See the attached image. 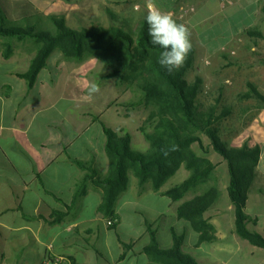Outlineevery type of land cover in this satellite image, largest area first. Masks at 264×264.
Instances as JSON below:
<instances>
[{"label": "crops", "instance_id": "0c3cea01", "mask_svg": "<svg viewBox=\"0 0 264 264\" xmlns=\"http://www.w3.org/2000/svg\"><path fill=\"white\" fill-rule=\"evenodd\" d=\"M222 1L205 0L201 11L180 20L181 8L198 5L200 0H154L161 11L185 22L190 35L196 34V53H253L263 57V62L254 59L249 63L248 68L254 73L250 74L247 87L253 83L264 95V0H242L234 6H224ZM146 3L147 0H105L104 6H110L107 10L112 7L117 14L144 10L147 14ZM202 13H206L205 21ZM196 21L213 25L215 39H219L221 30L223 44L216 45L211 36L208 41L197 39L200 35ZM16 63L19 60L15 55L5 59L0 53V64ZM60 66L65 68L62 59L52 64L49 59L31 90L18 76L26 71L3 72L7 80L0 82V264H45L54 257H65L71 264H155L144 252L150 240L145 245L126 242L127 249L120 241H103L101 234L111 236L113 230L99 212L101 190L89 184L88 190L82 189L86 194H78L86 170L74 159L93 161V168L100 171L105 145L100 141L102 133L95 131L97 119L88 120L85 112L72 117V106L64 105L72 102L71 95H78L79 103L81 96L86 95L84 71H72L79 72L84 81L77 87H72L70 80L62 85L53 78L50 84V69L59 71ZM236 83L228 80L226 90H234ZM238 88L242 85L238 84ZM250 108L242 109L241 116L251 118L252 123L238 136L237 145L261 149L246 213L251 220L249 229L264 236V108L257 104ZM229 184L230 181L224 186L227 192ZM151 192L159 201H172L162 193ZM165 212L157 211V219ZM206 216L216 228L215 242L199 245V234L190 225L184 233L187 237L195 232L197 241L190 255L199 264H264V249L236 233L231 202L226 210L214 208ZM147 223L144 233L150 236ZM156 223L153 225L158 232ZM160 247L168 249L161 243ZM183 251L187 253L185 243Z\"/></svg>", "mask_w": 264, "mask_h": 264}, {"label": "trees", "instance_id": "16d2710c", "mask_svg": "<svg viewBox=\"0 0 264 264\" xmlns=\"http://www.w3.org/2000/svg\"><path fill=\"white\" fill-rule=\"evenodd\" d=\"M50 18L58 28L57 33L39 30L32 25L19 26L11 23L0 9V39L6 43L4 58L10 59L14 55L12 42L15 40L31 41L37 47L28 70L18 73L27 82L29 90L33 89L49 59L58 51L67 60H98L110 71V76L119 80L120 86L138 89L145 106L151 109L145 126L141 128L152 147L149 155L132 150V136L129 133L115 131L102 123L108 158L107 177L93 168V161L74 159L81 169L86 170L78 186V194H86L82 189L88 190L89 184L101 190L99 212L110 222V229L118 231L120 216L117 206L129 190L132 173L140 187L150 186L154 192L162 193L174 203L181 202L177 208V217L189 223L199 234V245L215 242L216 228L206 215L220 202V188L217 185L208 186L186 200L190 193L206 186L217 169L216 164L193 148L194 144H199L203 152L208 153L203 145L202 135H205L211 140L213 150L228 163V196L235 208L236 233L251 245L264 249V236L249 229L251 220L246 213L249 192L257 177L261 149L249 145L230 147L219 137L220 130L217 126L222 119L232 115L233 109L224 107L220 114L217 113L216 105L203 109L200 101L202 79L197 77L195 82L190 83L185 78L195 63V47L192 46L182 67L169 72L158 63L164 49L150 43L146 21L141 35L135 38L124 30L115 28L74 30L67 26L64 16L54 15ZM248 89L240 95V99L255 100L259 108H264V95L255 84L248 83ZM148 125L153 131H148ZM182 168L187 169L190 176L183 183L162 192ZM147 226L151 243L145 247L144 252L153 263L199 264L194 257L183 251L186 240L184 233L179 234L172 229L173 246L162 249L154 225L147 223ZM122 243L126 249L129 247L126 242Z\"/></svg>", "mask_w": 264, "mask_h": 264}, {"label": "rangeland", "instance_id": "374dc122", "mask_svg": "<svg viewBox=\"0 0 264 264\" xmlns=\"http://www.w3.org/2000/svg\"><path fill=\"white\" fill-rule=\"evenodd\" d=\"M104 2L105 0H0V9L4 11L11 23L19 26L32 25L39 30H47L53 33H57L58 28L50 17L56 15L64 16L67 26L74 30L81 31L93 29L94 27H105L124 30L135 38L141 35L142 26L146 21L145 17L147 15L145 10L140 13L117 14L112 7L107 10L106 8L110 6L107 5L105 7ZM195 4L192 3L190 5L196 7H194L195 12H199L205 6V0H200L198 5ZM202 14L204 15V20L202 21H205L206 13ZM197 21L194 23L198 30L197 34L200 35L197 39L208 41L206 39L211 36V41L214 40L216 45L221 46L223 44L221 30L218 36L219 39H215V29L212 30L213 25ZM178 22L186 24L185 22ZM218 29H221V25ZM195 39L196 34L194 35L191 32L190 42L193 47L196 45ZM5 44V41L0 39V53L5 52ZM12 45L15 58L19 60V63L0 64V82L7 80V76L3 74L5 70L27 71L37 51L35 43L31 41L18 42L15 40ZM59 58L64 61L65 68L63 69L60 66L62 69L59 71L50 69V84L53 78L62 85L70 80L72 87H77L79 84H83L84 81L79 72L74 74L72 71H84L86 84L96 83L100 88V91L94 95L91 101H84L81 96L82 99H80L81 102L79 103L77 101L79 99L78 95H71L72 102L64 104L66 107L72 106L71 116L74 117L79 112H85L88 120L97 119L95 131L102 133V138L99 140L102 143L104 142V145L106 137L101 122L115 131L129 133L132 136V150L135 153L149 155L152 152V147L141 132V128L145 126L151 109L145 106L142 101L141 92L138 89L120 86L119 80L110 76V71L96 59H88L84 62L67 60L60 52L56 51L50 58V63H54ZM262 58L256 57L253 53H195L194 66L185 77L190 83L195 82L197 77L202 79L200 101L203 109L216 105L218 114L223 111L224 107L233 109L232 115L222 119L217 126L220 130L219 137L230 147H240L237 145L238 136L245 133L248 126L252 123L250 121L251 118H247V120L241 116L242 109L247 106L250 108L256 104L259 105L255 100L240 99V95L249 90L247 80L251 78L250 74L254 73V70L248 68L249 63L251 61L254 62V59L262 61ZM228 80L232 83L237 82L235 89L230 92L226 90V87L229 86L227 84ZM8 81L12 80L8 79ZM238 84L242 85L241 89L238 88ZM218 101L219 104H217ZM147 128L149 132L153 131L149 125ZM202 139L204 149H207L208 153H204L199 144H194L193 148L198 154L208 157L217 165V169L207 185L201 186L197 192L190 193L186 200L191 199L195 193L204 191L208 186L217 185L221 189L222 198L215 209L226 210L230 205L228 192L224 187L230 181L228 163L220 154L213 150L211 140L207 136L202 135ZM104 157L105 160L100 165V171L103 177H107L108 159L105 152ZM189 176L190 172L182 168L166 184L162 192L172 186L183 183ZM180 204L181 202L174 203L167 200L165 203L163 200L155 199L152 196L150 186L140 187L138 180L130 173L129 191L122 196L117 206L120 216L118 233L111 231V236H108L103 232L101 237L103 241L109 240L114 244L117 241H122L138 242L139 245H145L149 240L151 241V237L149 234L144 233V230H146L144 223L146 221L151 224L157 222L159 242L164 248H171V245L173 246L172 243H174L172 229H175L179 234H183L186 230L185 227L189 225L185 221L179 223L177 220V206ZM157 211L166 212L163 217L157 219L155 214ZM194 233H188L185 242L186 251L191 255L193 251L191 247L197 241Z\"/></svg>", "mask_w": 264, "mask_h": 264}, {"label": "clouds", "instance_id": "9594fccd", "mask_svg": "<svg viewBox=\"0 0 264 264\" xmlns=\"http://www.w3.org/2000/svg\"><path fill=\"white\" fill-rule=\"evenodd\" d=\"M146 7L145 19L150 43L164 49L158 63L169 72L179 69L192 48L188 27L178 23L171 13L161 11L154 0H147ZM86 87L87 93L83 100L91 101L100 88L96 83H89Z\"/></svg>", "mask_w": 264, "mask_h": 264}, {"label": "built area", "instance_id": "2783aa9c", "mask_svg": "<svg viewBox=\"0 0 264 264\" xmlns=\"http://www.w3.org/2000/svg\"><path fill=\"white\" fill-rule=\"evenodd\" d=\"M242 0H223L224 6H234L235 4L241 2ZM195 12V8L193 6L182 7L180 10V20H185L190 17ZM45 264H71L68 259L65 257H54Z\"/></svg>", "mask_w": 264, "mask_h": 264}]
</instances>
